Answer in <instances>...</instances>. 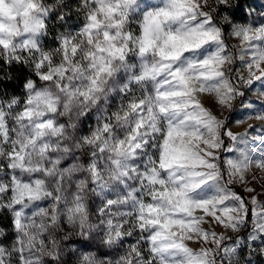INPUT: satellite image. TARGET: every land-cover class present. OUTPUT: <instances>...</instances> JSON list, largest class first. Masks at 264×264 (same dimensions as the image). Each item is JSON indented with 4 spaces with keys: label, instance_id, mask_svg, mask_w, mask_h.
<instances>
[{
    "label": "clouds",
    "instance_id": "1",
    "mask_svg": "<svg viewBox=\"0 0 264 264\" xmlns=\"http://www.w3.org/2000/svg\"><path fill=\"white\" fill-rule=\"evenodd\" d=\"M35 2L38 8L31 11L35 14L43 10L44 21L43 29L34 37L39 44L37 52L29 51L30 44L25 45V30L14 28L17 21L12 13L27 5L22 0H6V5L0 6V37L7 45L0 46V60L4 61V65H0V81H12L13 91L19 90L20 93L14 95L9 91L5 93L7 98L0 96V132L7 131L9 136L7 143L0 141V161L3 162L0 163V184L6 182L8 173L4 165L9 163L21 172V176L28 175L30 180L35 178L33 173H43L47 169V173L39 178L46 191L56 193L59 187L61 200L58 205L53 195L29 201L23 210L29 219L22 221L19 229L7 225L8 219L13 218V208L0 210V222L5 224L0 227V238L9 232L14 233L11 244L2 246L8 256L14 257L23 243L26 254L34 257L37 264H84L86 253L96 257V264H122L121 257L128 249L129 240L125 239L121 244L114 239V232L107 227L108 222L125 225L124 236L132 234L130 238L136 240L138 220L133 213H140V205H165L162 198L155 196L163 186L158 182L153 184L147 176L163 180L169 189L179 186L168 183L169 172L173 170L159 167L162 142L169 124L174 120L184 121L192 126L189 131L195 126V118H186L183 113L173 117L172 109L161 112L158 93L178 86L169 75L176 68H188L189 75L199 71L200 61L213 55L216 45L208 43L171 60L163 59L158 49L163 47L168 34L182 35L197 28L204 20L199 13L208 12L213 23L205 27H219L227 45L232 44L235 48V51L230 48L227 53L232 59L224 64L225 71L229 77H245L246 71L238 69L233 73L232 66L249 58L242 55L247 45H240L236 39L237 43H233L229 38H233L234 27H253L251 17L246 24L233 23L229 12L219 10L216 0H207V6L205 0H197L200 7L195 14L182 8L181 0ZM157 13L168 15L156 16L159 24L153 25L151 31L155 45L142 53L143 26ZM92 15L98 18L97 26L87 28L92 23L89 20ZM260 15L264 16V13ZM80 21L79 27H71ZM261 28L264 24L253 27V31ZM45 56L48 62L38 67ZM45 75L47 80L42 78ZM193 83L199 87L195 81ZM4 87H0V92ZM245 87L239 81L241 94L231 100L229 107L220 105L215 95L197 93V99L226 123L235 113L238 118L228 126L237 135L253 125L259 126L258 130L264 129V120L252 119L244 113L245 107L253 100L264 104V93L257 87L245 98ZM36 93L41 95L39 105L34 102ZM139 104H143L139 110L133 107ZM222 140L223 145L215 153L219 157L215 163L220 166L221 182L224 183L228 180L225 161L237 155L221 159V154L234 153V150L238 153L242 149L236 148L227 137ZM20 145L23 147L19 156L23 159L9 161V151ZM174 171L178 178L185 169L176 168ZM211 187L209 185L195 195L207 194ZM78 193L79 201L75 199ZM6 203L10 205L11 199ZM57 208L60 222L53 229L44 230L46 246L40 248L33 244L30 248L36 229L46 223L39 216L33 220V213H51ZM81 218H85L83 231ZM239 232L233 233L238 236ZM52 240L56 241L55 245L51 244ZM237 240L241 242L240 248L244 241L239 237ZM85 246L93 250L84 252ZM258 254L264 256V247ZM5 264H15V259H6ZM157 264H160L159 258ZM215 264H219L216 258ZM230 264H257V261L251 252L241 259V252L237 251Z\"/></svg>",
    "mask_w": 264,
    "mask_h": 264
},
{
    "label": "snow or ice",
    "instance_id": "2",
    "mask_svg": "<svg viewBox=\"0 0 264 264\" xmlns=\"http://www.w3.org/2000/svg\"><path fill=\"white\" fill-rule=\"evenodd\" d=\"M22 2L27 7L12 13L17 21L14 28L25 30V45L30 44L29 51L37 52L39 44L34 37L36 32L44 27L43 10L34 14L31 10L38 8L35 0H22ZM94 2H99V0H94ZM121 2L130 3L131 0H121ZM216 3L220 11H227L229 6L234 7L231 0H216ZM4 5H6V0H0V6ZM205 6H207V0H205ZM181 7L195 14V10L200 5L197 0H181ZM161 14L168 15V13H157L143 26L144 47L140 49L142 53L155 45L151 31L153 25L159 24L156 16ZM199 15L204 18L202 24L182 35L168 34L163 47L158 49V54L163 59L171 60L177 59L181 53L193 48L208 43L216 45V52L200 61L199 71L194 75H189L188 68H176L169 75L172 81L177 82L178 86L174 90L158 93L161 112L172 109L173 117H178L180 113H183L186 118H195V126L192 131L188 130L192 126L186 125L184 121L174 120L171 122L162 142L159 167L173 170L169 172L168 183L179 186L169 189L163 180H157L156 176H147V179L153 184L158 182L163 186L155 193V196L162 198L166 206L140 205V213H133L138 220L136 240L129 243L127 251L121 257L122 264H157L158 258L160 264H165V262L167 264H177V262L179 264H215V257L221 252L223 253L222 260L226 259L230 264L241 242L235 240L232 245L224 246V235L215 231V228L222 227L233 232L240 231L246 226L249 209L246 201L229 185L243 183L252 167L264 171V155L253 158L254 148L248 147L256 142L264 145V129L258 130L259 126L253 125L246 132L237 135L228 126L230 122L238 118L236 114L230 117L226 123L197 99V93L215 95L220 105L229 107L231 100L241 94L238 85L233 83L223 67L232 58L227 55L230 48L223 38L222 30L219 27H205V25L213 23L210 13L202 11ZM89 20L92 23L86 27L95 28L98 23L97 16L92 15ZM232 36L240 45H247L246 48H243L242 55L249 58L241 62L242 69L246 71L247 75L237 77L240 83L245 84L247 88H252L256 82L264 81V28L254 32L253 27H234ZM29 37L33 38L29 39ZM0 46H7L2 37H0ZM47 62L48 57L45 56L38 67H42ZM167 67L172 66L167 65ZM42 78L48 79L46 75ZM193 81L199 84V87H196ZM259 91L264 93V84H261ZM34 102L36 105L42 103L40 93H36ZM133 107H137L139 110L143 104L133 105ZM244 113L252 119L264 120V104L257 105L255 101H251L249 106L245 107ZM107 126L106 124L105 127ZM222 137H227L233 145H245L243 150L238 151L235 158L225 161L228 180L223 184L221 183L223 173L220 171V166L215 163L219 159L215 153L223 145ZM8 140L7 131L0 132V141L7 143ZM21 147L23 146L20 145L15 150L9 151V161H15L17 158L23 159L19 156ZM136 147L138 148L139 145ZM197 149H202V151ZM229 150L232 151L231 148ZM0 163L3 162L0 161ZM60 167L64 166L60 165ZM176 168L185 169L183 175L178 178L174 171ZM4 169L8 174L6 182L0 184V210L8 211L9 207L13 208V218L10 219V223L16 229L21 227L22 221L29 219L23 211L28 207L29 201H37L41 197L55 195L56 203L60 204L61 197L58 193L61 189L58 187L56 193L46 191L45 185L39 178L47 173V169L43 173H33L35 178L31 180L26 174L21 176V172L17 171L12 163L4 165ZM153 172H155V168H153ZM62 175L63 173H61ZM24 181L29 182L25 183ZM209 185L212 187L208 189L207 194L195 195ZM245 187L247 186L245 185ZM247 191L251 193L254 189L247 188ZM9 198L11 199L10 205L6 203ZM75 199L77 201L81 199L79 193ZM251 203L254 206L252 211L253 231L249 234L248 239L255 241L264 234V204H260L255 197L252 198ZM103 214L101 212V215ZM38 216L46 223L36 229L32 243L29 245L30 248L33 244L36 247H45L47 237L44 230H51L60 222L58 208L51 213L42 211L33 213L32 219L35 220ZM84 223L85 218H81L82 231ZM107 227L111 232H114V239L119 240L121 244L132 235L124 236L125 225L112 224L109 221ZM190 242L199 243L201 245L199 251L190 247ZM51 244L55 245L56 241L52 240ZM206 245L212 247H206ZM6 259H15V264H25V261L27 264H37L34 257L26 254L23 243L14 257L8 256L5 247L0 245V264H5ZM83 260L84 264H96V257L90 253L84 254Z\"/></svg>",
    "mask_w": 264,
    "mask_h": 264
},
{
    "label": "rangeland",
    "instance_id": "3",
    "mask_svg": "<svg viewBox=\"0 0 264 264\" xmlns=\"http://www.w3.org/2000/svg\"><path fill=\"white\" fill-rule=\"evenodd\" d=\"M264 13V0H247L246 1V7L244 8V13L242 16H238L236 18H233V23H241L246 24L249 22V18L251 17V22L253 27H258L260 24H264V16H261L260 14ZM82 24V21H80L79 27ZM72 28H77L74 26H71ZM232 40L233 43H237L235 38H229ZM229 48L232 49V51H235V48L232 47V44H228ZM243 71L242 66L239 62L236 63V65L232 66V72H236L237 70ZM245 75L247 73L245 72ZM35 78V77H34ZM234 84H237L239 87V79L238 77H230ZM38 80V78H36ZM257 87H261V82H256L254 87L247 88L245 87L243 91L245 92V98H247V95L250 94L251 91L255 90ZM255 101V100H253ZM257 105L260 104L259 101H255ZM235 115V113L232 114V116ZM231 123V122H230ZM250 131V130H249ZM228 144V141H226V146ZM249 148H254V151L252 152L253 158H258L261 155H264V145H261L259 142H256L254 145H249ZM236 148L244 149L245 145L239 144L236 145ZM238 153H222L221 159H223L225 156L233 155ZM225 180H227V175H225ZM223 184V181L221 182ZM245 185L247 187H245ZM230 188H232L233 191H235L238 195H241L242 199L246 201L248 209H249V218L247 220V224L245 227H243L238 236L237 234H234L233 231L230 229H224L222 227H216L215 231L218 233H223L224 237H228V239H224L223 245L228 246L232 245L235 240L239 237L240 239H243L244 243L241 245V247L238 249L239 252H241V259H244L248 256V254L251 252L252 254L259 252V249L261 247H264V234L261 235V238L256 239L255 241H251L248 239V236L253 231V220H252V211H253V205L251 203L252 198L255 197L256 200L260 204H264V171L252 167L246 176V179L243 183H235L233 185H229ZM247 188L254 189L251 193L247 191ZM44 206H47L46 203ZM246 230V235L241 236L240 233L243 230ZM129 243L134 242L131 238L128 239ZM189 246L192 247L194 250L199 251L201 245L196 242H190ZM206 247H212L211 245H206ZM93 249L90 246H85L83 248L84 252L92 251ZM223 256V253L221 252L220 255H217L215 258L219 262V264H229L228 260L224 259L221 260V257ZM51 264V262H49Z\"/></svg>",
    "mask_w": 264,
    "mask_h": 264
},
{
    "label": "trees",
    "instance_id": "4",
    "mask_svg": "<svg viewBox=\"0 0 264 264\" xmlns=\"http://www.w3.org/2000/svg\"><path fill=\"white\" fill-rule=\"evenodd\" d=\"M246 1L247 0H231L232 5H234V7L231 8H227V12H229V14L232 16V18H236L238 16H242L244 13V8L246 7ZM80 22H77L75 24H72L71 26L77 27L79 25ZM48 37L45 38L46 41H48ZM0 65H4V61L0 60ZM0 72H2V68H0ZM5 85H8L9 87H4ZM12 81H0V87H4V91L0 92V96H4L5 98H7V96L5 95V93L12 91V94H20L19 90H15L13 91L12 87ZM249 218V216H248ZM248 220V219H247ZM247 224V223H246ZM7 225L10 226V218L7 221ZM5 224L3 222H0V227H4ZM241 236H245L246 235V230L244 229L241 233ZM14 239V233L9 232V234L4 237V238H0V245H4V246H9L12 242V240ZM257 253L252 254L253 258L257 261V264H264V256H261Z\"/></svg>",
    "mask_w": 264,
    "mask_h": 264
}]
</instances>
